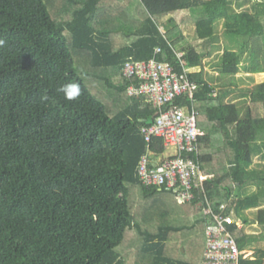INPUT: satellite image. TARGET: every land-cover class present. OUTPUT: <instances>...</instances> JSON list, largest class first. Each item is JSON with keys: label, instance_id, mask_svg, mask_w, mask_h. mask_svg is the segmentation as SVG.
Returning <instances> with one entry per match:
<instances>
[{"label": "trees", "instance_id": "obj_1", "mask_svg": "<svg viewBox=\"0 0 264 264\" xmlns=\"http://www.w3.org/2000/svg\"><path fill=\"white\" fill-rule=\"evenodd\" d=\"M232 1L0 0V264H200L209 217L197 201L178 204L141 182V156L164 150L141 133L159 110L129 95L136 80L122 73L128 59L177 67L175 50L198 84L192 104L173 103L193 105L206 130L190 155L207 175L205 195L242 222L228 226L239 248L252 246L243 226L264 228V163L250 168L264 147V81L240 89L238 105L224 101L225 76L264 72V0L250 11ZM220 19L229 43L213 95L193 68L211 54ZM67 84L79 86L76 99L58 91ZM254 252L241 264H264V249Z\"/></svg>", "mask_w": 264, "mask_h": 264}, {"label": "built area", "instance_id": "obj_2", "mask_svg": "<svg viewBox=\"0 0 264 264\" xmlns=\"http://www.w3.org/2000/svg\"><path fill=\"white\" fill-rule=\"evenodd\" d=\"M156 53H161L159 47ZM175 55L181 71L171 62L155 57L128 59L122 66L123 75L136 80V84L127 87L128 94L143 95L146 102L159 110L154 121L142 126L141 133L145 141L154 136L161 138L164 150L157 154L147 149L139 160L137 172L144 185L156 186L159 190L168 188L178 204L197 201L209 217L200 264H241L248 254L239 248L228 226L235 223L241 228L242 222L236 221L231 214L215 212L205 195L207 175L195 157L198 156V142L206 134V130L197 124L198 110L193 105L173 103L177 97H187L192 104L198 89V84L188 76L185 52L175 50ZM164 106L167 108L162 109ZM191 154L195 156L191 157ZM220 208L224 209L225 205Z\"/></svg>", "mask_w": 264, "mask_h": 264}, {"label": "rangeland", "instance_id": "obj_3", "mask_svg": "<svg viewBox=\"0 0 264 264\" xmlns=\"http://www.w3.org/2000/svg\"><path fill=\"white\" fill-rule=\"evenodd\" d=\"M253 6V0H233L231 2V9L235 11H240L243 9H247L250 11L254 9ZM215 32L217 38L215 39V42L213 44L211 54L209 56L204 57L202 59V65L197 69L193 68V70H201L202 77L206 80H209L211 84L213 83V91L217 93L220 89V78L222 75L218 69V63L221 59L225 46L229 43V39L224 34V26L222 19L216 21ZM184 34L187 36L184 41L185 45L187 43L194 42V28L187 25L184 28ZM245 64H247V59L243 58L240 67ZM253 77H256V79H254ZM225 79L226 85L228 84L233 89V92L230 93L229 96L226 98L227 101H236V103L238 102V105H243L244 98L243 96H241L242 94L240 92V89H251L257 83V81H264V74L250 75L246 73L242 68H240V70L236 74H234V76H229L227 78L225 76ZM263 163L264 147L259 148L256 152L253 153L252 164L250 165V168H260ZM254 190L255 187L250 186L242 190V193L247 194ZM259 207H264V199L262 200L261 205ZM257 209L258 208H254L246 211L250 219L255 218V213ZM243 227L249 239L253 240L252 246L250 248L244 249L246 255L248 254V256L250 257L252 253H255L254 251L256 249H264V228L261 225L253 222H250L249 224Z\"/></svg>", "mask_w": 264, "mask_h": 264}, {"label": "clouds", "instance_id": "obj_4", "mask_svg": "<svg viewBox=\"0 0 264 264\" xmlns=\"http://www.w3.org/2000/svg\"><path fill=\"white\" fill-rule=\"evenodd\" d=\"M0 43H3V42L0 41ZM58 91L63 93L65 97L69 100L76 99L80 94L79 86L76 84L62 85L60 86Z\"/></svg>", "mask_w": 264, "mask_h": 264}, {"label": "crops", "instance_id": "obj_5", "mask_svg": "<svg viewBox=\"0 0 264 264\" xmlns=\"http://www.w3.org/2000/svg\"><path fill=\"white\" fill-rule=\"evenodd\" d=\"M246 73H248V74H250V75H258V74L260 75V74H264V72H259V73H250V72H246ZM253 78L256 79V77H253ZM205 80H206V79H205ZM206 81H207V82H208V83L214 88V85H212L213 83L211 84V83L209 82V80H206ZM260 82H263V81H257V83H260ZM257 83H256V84H257ZM243 89H244V88H243ZM232 92H233V91H231L230 93H232ZM230 93H229V94H230ZM229 94H227V95L225 96L224 101H225V102H233V103H236V101H227L226 98L229 96ZM237 104H238V102H237Z\"/></svg>", "mask_w": 264, "mask_h": 264}, {"label": "water", "instance_id": "obj_6", "mask_svg": "<svg viewBox=\"0 0 264 264\" xmlns=\"http://www.w3.org/2000/svg\"><path fill=\"white\" fill-rule=\"evenodd\" d=\"M167 190H169V189L167 188Z\"/></svg>", "mask_w": 264, "mask_h": 264}]
</instances>
